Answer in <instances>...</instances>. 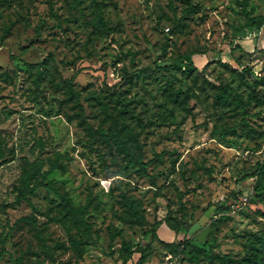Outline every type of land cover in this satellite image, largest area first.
<instances>
[{"label":"rangeland","instance_id":"1","mask_svg":"<svg viewBox=\"0 0 264 264\" xmlns=\"http://www.w3.org/2000/svg\"><path fill=\"white\" fill-rule=\"evenodd\" d=\"M189 1L194 13L183 0H0V202L7 203L0 264L18 256L25 264H122L124 241L142 243L141 264H159L165 241L179 243V264H209L198 247L197 259L189 257L184 239L221 264V255L240 257L258 246L264 205L254 195L255 177L243 176L264 161V28L247 26L242 0ZM245 7L254 19L263 15L262 0ZM242 27V47L231 48L229 38ZM191 52L197 69L143 72L122 84L126 112L104 89L124 69ZM76 69L79 104L59 80ZM220 85L244 107L219 97ZM117 116L149 160L144 169L99 132L90 139V127L112 130ZM57 153L62 158L44 180L52 188L15 202L30 163L43 171ZM64 193L72 206L85 205L87 229L65 213ZM169 210L157 235L146 234Z\"/></svg>","mask_w":264,"mask_h":264},{"label":"trees","instance_id":"2","mask_svg":"<svg viewBox=\"0 0 264 264\" xmlns=\"http://www.w3.org/2000/svg\"><path fill=\"white\" fill-rule=\"evenodd\" d=\"M186 4L185 6V12L194 13L197 10V7L192 4L189 0H183ZM249 0H242L241 5L243 9L245 10L246 14L248 15V20L250 23H248L249 28H253L256 31H260L264 28V9H263V15L258 16L254 19L253 15H250V12L246 10V3ZM98 23H103V18L101 15L98 16L97 19ZM246 27V26H245ZM244 34V27L234 32L231 37L229 38L228 43L230 44L231 48L236 47H242V41L244 40V37L242 36ZM255 37H252V40H254ZM166 43L163 44V46L159 49V52L157 55L164 52ZM195 52L191 53H182L178 54L175 58H173L170 61H162V60H156L155 66L151 68L150 66H135L129 70L124 69L121 74L118 76V79L113 83H106L104 85V89L106 90V93L110 96V100H114L115 104L120 105L121 112L128 111V101L126 97H124L123 90L121 89L122 84H126L135 76H140L143 72H149V73H157L161 72L163 69L173 68V67H185L188 70L197 69V65L194 62L193 55ZM213 60H208L207 62H212ZM28 67H32L33 63H27ZM206 65V64H205ZM37 69L35 71V80L38 84V79L42 78L43 72L41 66L37 65ZM43 68H46V66H43ZM204 68V67H203ZM80 72L79 69H76L72 75L69 77H63L60 76V81L62 82L66 93L69 97L75 96L76 97V104H79V97L80 94L75 91L72 87V80L74 77ZM175 97L178 96V91H175ZM219 97L221 98H227L231 99L241 107H244V101L238 97L235 94H232L228 91L226 85H220V91H219ZM103 110L106 112L104 104ZM82 108V107H81ZM242 113L246 114V109H243ZM111 126L112 130H105L103 128L94 129L92 127L89 128L90 133V139L94 140L96 138V133L99 132L101 136H103L106 139H111L114 144L119 147V149L123 152V154L126 156L128 161L134 162L136 165H138L141 168H145V166L149 163L148 161H143L141 158V155L136 151L137 148H139V145L137 144L136 138L132 130L128 127H126L125 123H118V116L117 117H111ZM142 127H145V124L141 123ZM136 147V148H135ZM62 158V155L60 153H57L55 158L50 161V166L41 171L40 165H37L35 163H30L29 169H27L25 175L22 177V182L20 186L17 189V193L15 194L14 201L19 202L21 200H30V196H32L36 189L39 187H47L52 188V184L50 180L44 181L46 177L55 170L58 164V160ZM41 173L42 177L40 179L37 178V174ZM248 176H254L255 182H254V195L259 198V200L264 205V161L259 163L248 175H244L243 178H247ZM34 180V181H33ZM240 190H238L234 195L240 194ZM61 200L63 202V206L65 208V213L70 216L71 222L77 226H83L84 229L88 228V225L85 223L81 215L85 211V205L80 207H74L71 205L69 197L66 193L60 194ZM125 204L128 206L129 210V221H135L136 216L135 212L133 210V207L131 206V203L124 198ZM221 202V201H220ZM7 207L6 202H0V210ZM171 214V210L167 212V215L162 220H158L154 222V224L147 228L145 230V233H152L157 235V227L159 224H161L162 221H165L167 217H169ZM261 214L264 216V209L261 211ZM21 219L23 220H29L31 219L30 216H22ZM173 232L175 234H178L182 230V226L180 224H177L175 227H171ZM10 232V229L7 231L4 239L2 241L4 242L7 238L8 234ZM75 243H77L76 240H74ZM166 245L169 249L165 250L163 255L167 252H171L173 254L178 253L179 251V243H174L173 241H165ZM182 246L184 249H186V254L189 257H193L197 259V254L193 250L194 247H198L199 251H202L206 254L209 264H216L213 261V256L210 253L209 250L204 249L203 247L198 246L196 243H193L190 239H184L182 242ZM191 245V246H190ZM188 246H190L188 248ZM79 254L80 252L77 251ZM184 253V251H183ZM1 254V253H0ZM137 256L136 261L134 264H141L144 260V252L141 242H131V241H124L122 245V252L120 253V260L122 264H127L129 260H132L133 257ZM219 262L221 264H260L264 262V236L258 237V246L250 247L249 250L243 254L240 257H233L228 255H221L219 257ZM12 264H25L22 260V257L18 256L13 259Z\"/></svg>","mask_w":264,"mask_h":264},{"label":"built area","instance_id":"3","mask_svg":"<svg viewBox=\"0 0 264 264\" xmlns=\"http://www.w3.org/2000/svg\"><path fill=\"white\" fill-rule=\"evenodd\" d=\"M262 2H263V9H264V0H262ZM178 262L179 261L177 260V255L171 252H167L163 256V259L161 260L159 264H179Z\"/></svg>","mask_w":264,"mask_h":264}]
</instances>
